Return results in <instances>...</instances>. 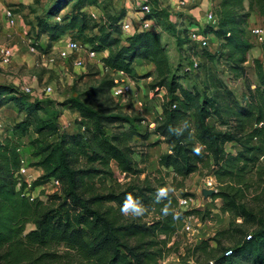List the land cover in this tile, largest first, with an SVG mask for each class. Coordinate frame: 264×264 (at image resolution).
Masks as SVG:
<instances>
[{
    "label": "trees",
    "instance_id": "trees-1",
    "mask_svg": "<svg viewBox=\"0 0 264 264\" xmlns=\"http://www.w3.org/2000/svg\"><path fill=\"white\" fill-rule=\"evenodd\" d=\"M101 1L105 0H54L49 18L54 14L53 7L59 11L70 8L61 22L37 19V36L47 35L46 44L39 43L38 49L49 53L52 43L67 31L83 33L87 28L86 7L97 6ZM212 11L216 26L206 24L203 32L221 42L217 55L206 49L200 53L197 68L203 72L202 91L186 88L174 78L167 81L168 62L158 30H143L125 40L120 38L118 22L125 14L123 11L86 41L93 51L107 52L102 58L105 67L129 74L136 59L154 65L155 85L166 86L169 95L162 104V118L151 132L168 145V150L159 156V166L170 169L174 176L186 178L201 165L216 180L211 198L221 199L220 209L229 214V225L193 246L192 255L205 254L203 263L264 264V201L258 209L244 203L248 166L256 159L251 153L259 148L258 143L264 145V58L253 59L257 79L254 87L248 82L244 66L253 48L248 20L257 11L264 21V0H219ZM261 48L264 57V40ZM215 55L223 67H213ZM224 72L247 81L241 100L226 86L221 77ZM112 85L107 74L98 86L83 95L108 94L111 98ZM1 90L10 96L1 100L0 106L13 102L20 113L24 112L22 119L11 123L9 136L0 140L3 264H51L59 262V258L65 264H158L186 213L176 211L177 197L170 192L160 194L162 185H106L101 179L114 175L111 162L125 175L143 172L130 143L134 135L144 140L149 136V132L135 131L133 122L140 119L121 112L112 98V106L94 107L74 96L61 105L79 114L75 120L77 130L61 131L57 115L51 110L54 102L46 101L44 107L39 99L16 87L0 85V93ZM123 121L128 123L126 128L108 132V125L118 123L119 127ZM24 137L29 138L31 156L35 158L29 167L42 171L29 187L15 176L21 160L18 141ZM228 143L239 149L234 153L227 151ZM140 157L143 162L142 154ZM52 178L59 182L56 191L46 194L45 200L31 197V190ZM96 181L101 188L95 185ZM129 198L135 206L129 212L142 206L152 209L155 216L141 221L123 214L121 208ZM27 224L33 228L26 231ZM224 240L229 241L228 246ZM212 241L215 245H211ZM60 245L66 250L55 252L53 247Z\"/></svg>",
    "mask_w": 264,
    "mask_h": 264
},
{
    "label": "rangeland",
    "instance_id": "rangeland-1",
    "mask_svg": "<svg viewBox=\"0 0 264 264\" xmlns=\"http://www.w3.org/2000/svg\"><path fill=\"white\" fill-rule=\"evenodd\" d=\"M53 2L54 0H0V6L3 9L9 6L14 8L13 12L17 18L15 26L8 25L0 14V49L3 46L12 49V57L8 64H4L0 60V85L19 89L21 85L25 86L22 84L25 81L26 85L33 87V93L37 95L35 98L39 99L44 107L47 106L46 101L51 100L54 102L52 104L54 108H51V110L57 115L59 129L61 131L74 132L77 130L75 120L79 118V114L68 108L67 105H61L66 98L76 96L94 107L113 105L108 94L103 96L83 95L87 90L98 86L107 76L102 61L107 52L95 51V55L90 57L89 52L92 49L87 44L86 38L98 34L99 28L107 26L121 11L125 13V16H135V4L131 0H105L99 2L97 4L98 7L95 6L97 18L87 15L88 17L85 19L87 28L83 33L67 31L58 40V45L63 47L66 54L61 55L58 50H51L47 54V60L41 64L38 62L37 53L30 50V48L38 49L39 40L42 37L37 36V19L47 18L49 23L61 22L63 15L70 8L67 7L59 11L56 10V7H53L54 14L49 18L48 12L55 5ZM170 2L172 3L174 0H149L153 11L151 16L154 17L155 28L160 33L161 43L168 62L167 81L174 78L176 82L186 88L202 91L204 89L203 72L194 66V61L199 63L201 57L194 53L187 42L186 28L190 25L189 20L175 12L170 6ZM197 8L200 9V6ZM197 8L192 9L191 13L203 25L206 22L204 14L209 7L207 9L204 7L205 10L201 11L200 16L197 15ZM255 25L264 27L263 18L257 11H254L251 15L249 28ZM209 35V48L211 52H215L217 55L221 41L211 34ZM69 38L75 39L80 43L79 50L76 53H79L82 57L83 63L81 65H77L75 62V51L69 50L66 46V41ZM249 38L253 43V48L248 52L244 66L248 82L254 87L257 79L253 59L259 58L263 60L264 57L261 55V42L263 40L251 34ZM216 55L212 60L213 67L219 68L220 64L223 67V63H219ZM132 68L133 72L128 75L135 83L139 84V86L134 88V90H138V96L133 99L129 97V101L122 112L132 118L140 119L138 122H133L135 131L138 134L149 132L146 140L134 135L130 142L136 151L134 158L140 162L139 168H142L143 172L138 175H125L118 171L115 162H111L110 165L114 175L112 177L101 176V179L104 180L106 185H111L115 182H118L121 186L127 184L145 186L149 184L157 188L162 185V188L158 190L160 194L170 192L177 199L181 196L193 197L198 203L197 207H193L190 210L196 217L191 220L194 231L186 236L184 234L172 236L167 244L168 248L163 252V257L159 259L158 264H211V261L203 263L206 259L205 254L197 252L192 255L191 251L193 246L201 240L210 238L216 232L226 229L229 225V214L222 212L220 209L221 199L211 198V194L215 192L213 188H216V180L215 178L212 179L211 172L201 165L186 178L174 176L170 169L166 170L159 166V156L168 150V145L163 141V138L151 132L156 122L162 118V104L169 98L167 87L155 85L157 79L154 65L148 60L136 59L132 64ZM149 76L151 78L147 79ZM221 77L234 97L237 100H241L247 89V81L241 77L234 78L228 72L222 73ZM46 84H51L54 95L44 94L43 87ZM1 95L4 96L0 98V101L10 96L7 91L3 90H1ZM138 103H141V105ZM4 105L0 106V111L10 124L20 114H24V112L20 113L17 110L13 102ZM62 113L63 118H61ZM210 122L212 123L213 120L210 119ZM117 125L118 123L108 125V132L122 130L128 126V123L123 121L121 126L117 127ZM7 127L5 122L1 123L0 140L9 136L10 130ZM28 140V137H24L18 141L20 158L24 160V164L27 167H29L30 162L35 160L31 156L32 148L29 146ZM150 144L152 145L150 146ZM257 146L259 148L251 153L256 159L254 163H250L248 166L249 173L244 198L245 205L252 209L260 208L264 201V145L258 143ZM225 148L232 153L239 149L237 145H232L231 143L226 144ZM140 154L143 156V162L140 161ZM211 180L214 182L215 187L207 184ZM95 185L102 187L99 181H96ZM52 192L54 191H52L50 184L45 183L36 186V188L31 190L30 195L32 198L38 197L45 200V195ZM137 209H141L142 214L137 216L135 210H131L130 212L128 211L127 216L141 221H149L155 216L152 209L147 210L142 206L137 207ZM176 211L182 213L178 207H176ZM31 228H33L31 224H27L25 227L26 231ZM222 242L226 246L229 245L227 240ZM211 245H215V242L212 241ZM53 249L57 253H62L66 250L62 245L54 246ZM4 251L5 247H1L0 256ZM0 264H3L2 260H0ZM51 264L65 263L63 258H59V262Z\"/></svg>",
    "mask_w": 264,
    "mask_h": 264
},
{
    "label": "built area",
    "instance_id": "built-area-1",
    "mask_svg": "<svg viewBox=\"0 0 264 264\" xmlns=\"http://www.w3.org/2000/svg\"><path fill=\"white\" fill-rule=\"evenodd\" d=\"M135 4V16H123L119 22V29H120V38L125 40L127 37L134 35L143 30L153 29L156 30L154 24V17L151 16L152 9L151 5L149 4V0H131ZM201 2H197V0H174V2H170V6L172 9L181 14L182 17L189 20L190 25L187 26V38L188 44L193 48L194 51L200 55L202 50H210L209 48V41L210 38L209 34H205L203 32V27L206 24L211 26H216V16L212 11V7L214 5H210L209 8L205 11L204 17L206 22L201 25L199 19L195 15L191 13L192 9L197 8L200 6ZM14 8L9 6L5 7L4 9V18L8 25H14L15 23V14L13 12ZM86 12L88 15L92 16L93 18H97V9L95 6H88L86 7ZM249 32L252 36L260 37V39L264 40V27L262 26H253L249 28ZM80 43L77 42L75 39H67L66 46L71 51H75L74 55L75 62L77 65H81L83 63L82 57L79 53H76L79 50ZM31 51H34L38 55L39 63L43 64L47 58L48 53H43L39 49L30 48ZM59 51L61 55H65L66 52L62 48L56 49ZM211 51V50H210ZM95 51H90L89 56H94ZM12 57V49L10 47L3 46L0 49V60L4 64H8ZM200 59V58H197ZM201 62V59L200 61ZM194 66L198 67V61H194ZM106 73L112 78L113 85L110 87L109 93L114 101L118 105V109L122 112L126 107L129 97L136 98L138 96V90H134L135 87L139 86V84L135 83L129 75L122 71V70H115L108 67H105ZM149 76L147 79H150ZM21 91L27 93L31 96V98H35L33 87L31 85H25L21 88ZM43 92L46 95H54V90L51 84H46L43 87ZM141 105V103H138ZM5 122L7 124V128L9 129L10 123L5 120L4 115H0V126L1 123ZM12 123V122H11ZM15 176L20 182L26 183L27 187L30 186L31 182L34 177L29 172V167L24 164V160H20V165L15 172ZM46 184H50L52 191H56L59 187V182L57 179L52 178ZM211 187H215L214 182L212 180L207 183ZM213 191H216V188H213ZM198 203L194 200L191 196H181L177 199V207L181 210L183 214V222L180 230H177L173 236L179 235H188L194 231V227L192 226L191 220L195 219L194 213L190 212L193 207H197Z\"/></svg>",
    "mask_w": 264,
    "mask_h": 264
},
{
    "label": "crops",
    "instance_id": "crops-1",
    "mask_svg": "<svg viewBox=\"0 0 264 264\" xmlns=\"http://www.w3.org/2000/svg\"><path fill=\"white\" fill-rule=\"evenodd\" d=\"M199 2H201L200 3V9L199 8H197L198 9V14L197 15H201V11H204L205 10V8L207 9L211 4L212 5H216L218 2H219V0H199L198 1V3ZM205 7V8H204ZM0 14L2 15V17H3V19L5 20V18H4V9L0 6ZM253 14V13H252ZM251 14V15H252ZM250 18H251V16H250ZM250 18H249V23H250ZM15 24H17V18L15 17V23H14V26H15ZM260 26H262V25H260ZM42 37L40 38V42L39 43H41L42 45H44V44H46V42H47V35L46 34H42L41 35ZM58 40L57 41H55V42H53L52 43V48H51V50L53 51H56V49H58V48H62V46H60V45H58ZM261 55H262V53H261ZM26 82L25 81H23V83L22 84H24V85H26L25 84ZM16 85V84H15ZM23 87V85H21L20 87H19V89L21 90V88ZM37 95H35V97H36ZM9 103H7V104H5V105H8ZM4 105V106H5ZM64 112H65V110H64ZM0 115H3V113L0 111ZM24 116V114H20V116L19 117H16L17 119L16 120H20V119H22V117ZM61 118H63V113H62V115H61ZM61 118H60V120H61ZM32 170V171H31ZM29 171H30V173L32 174V175H34V177H38L41 173H42V171H41V169L40 168H38V167H29ZM34 171V172H33ZM211 178L212 179H214V177H213V175L211 176Z\"/></svg>",
    "mask_w": 264,
    "mask_h": 264
},
{
    "label": "clouds",
    "instance_id": "clouds-1",
    "mask_svg": "<svg viewBox=\"0 0 264 264\" xmlns=\"http://www.w3.org/2000/svg\"><path fill=\"white\" fill-rule=\"evenodd\" d=\"M129 208H135V206H134V204L130 198L125 200V202L121 208V212L125 215H128V209ZM135 213L138 216V215L142 214V210L141 209H135Z\"/></svg>",
    "mask_w": 264,
    "mask_h": 264
},
{
    "label": "water",
    "instance_id": "water-1",
    "mask_svg": "<svg viewBox=\"0 0 264 264\" xmlns=\"http://www.w3.org/2000/svg\"><path fill=\"white\" fill-rule=\"evenodd\" d=\"M211 193V192H210Z\"/></svg>",
    "mask_w": 264,
    "mask_h": 264
}]
</instances>
